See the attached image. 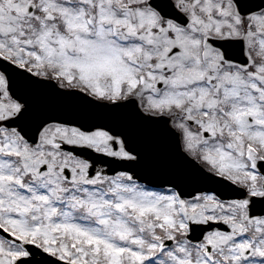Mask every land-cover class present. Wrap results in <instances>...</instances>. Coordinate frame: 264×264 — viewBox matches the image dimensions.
Masks as SVG:
<instances>
[{"label": "snow or ice", "instance_id": "1", "mask_svg": "<svg viewBox=\"0 0 264 264\" xmlns=\"http://www.w3.org/2000/svg\"><path fill=\"white\" fill-rule=\"evenodd\" d=\"M0 264H264V0H0Z\"/></svg>", "mask_w": 264, "mask_h": 264}]
</instances>
